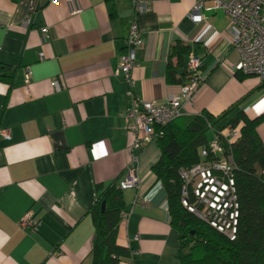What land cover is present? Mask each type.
Returning a JSON list of instances; mask_svg holds the SVG:
<instances>
[{
    "label": "crops",
    "instance_id": "1",
    "mask_svg": "<svg viewBox=\"0 0 264 264\" xmlns=\"http://www.w3.org/2000/svg\"><path fill=\"white\" fill-rule=\"evenodd\" d=\"M77 1L82 10L71 15L67 0H0V63L12 70L9 81L0 79V125L10 129L0 138V264H91L89 209L98 187H118L131 154L139 184L121 190L129 215L120 217L116 239L130 253L117 264H180L167 195L151 169L160 149L152 142L131 151L126 92L157 102L178 95L191 54L201 58V82L182 105L185 117L218 115L242 98L243 112L258 117L264 86L236 76L239 52L221 9L189 18L196 0H142L143 42L130 86L113 70L126 47L132 0ZM176 43L188 50L172 52ZM256 132L264 145V117ZM26 213L34 224L22 228Z\"/></svg>",
    "mask_w": 264,
    "mask_h": 264
},
{
    "label": "trees",
    "instance_id": "2",
    "mask_svg": "<svg viewBox=\"0 0 264 264\" xmlns=\"http://www.w3.org/2000/svg\"><path fill=\"white\" fill-rule=\"evenodd\" d=\"M187 50L188 47L180 43L172 46V52L178 55ZM167 68L171 75L169 63ZM11 74L10 67L0 63V79L9 81ZM236 76L245 77L239 72ZM168 79L178 81L172 76ZM262 86L264 80L257 88ZM242 99L218 115L204 112L179 116L162 127V134L155 140L160 157L151 169L167 195L170 224L179 239L180 264H264V145L256 132L264 114L249 118L240 108ZM226 128H236L239 132L230 148L235 165L232 175L237 203L233 238L188 209L187 206H191L201 213L204 207L191 186L187 188V205H183L182 180L178 174L179 169L199 162L198 150L206 145L210 133ZM122 209L121 189L114 183L98 187L96 201L89 209L94 224L91 264H117L129 256V249L119 245L116 239Z\"/></svg>",
    "mask_w": 264,
    "mask_h": 264
},
{
    "label": "built area",
    "instance_id": "3",
    "mask_svg": "<svg viewBox=\"0 0 264 264\" xmlns=\"http://www.w3.org/2000/svg\"><path fill=\"white\" fill-rule=\"evenodd\" d=\"M57 0H52L56 3ZM132 15L130 18L126 47L120 53L113 73L124 77L131 86V71L135 65V53L142 45V37L138 27L137 14L143 10L142 0H132ZM69 13L76 15L81 12L77 0H67ZM202 9H221L228 17L227 30L231 35V43L239 52V63L236 67L244 75L255 76L259 81L264 80V0H196L189 18L192 21L201 19L199 12ZM45 35L46 28L41 27ZM43 57V53H39ZM201 58L191 54L186 70L189 75L188 83L181 84L178 95H170L163 102L154 100H140L134 96L131 88L126 92L127 106L124 112L126 129L133 137L131 151L142 145L155 142L162 134L161 128L175 118L182 116V105L201 82L199 74ZM31 71L26 67L24 77L29 79ZM55 90L60 86L57 81L52 82ZM236 128H226L221 132H213V136L206 145L198 150L199 162L181 168L178 174L182 180L181 201L187 205V188H193L194 195L203 203L201 213L187 206L201 218L220 231H224L231 238L234 237L237 217V203L234 194L232 171L235 165L230 148L231 138L237 134ZM10 129L0 125V138L7 139ZM234 138V139H235ZM136 154H131L130 161L125 169L124 176L117 183L119 189L137 188L139 184L136 175ZM128 211L122 210L120 217L127 218ZM22 228L32 227L34 221L31 213H26L19 222Z\"/></svg>",
    "mask_w": 264,
    "mask_h": 264
},
{
    "label": "water",
    "instance_id": "4",
    "mask_svg": "<svg viewBox=\"0 0 264 264\" xmlns=\"http://www.w3.org/2000/svg\"><path fill=\"white\" fill-rule=\"evenodd\" d=\"M103 207H104V202L101 203V209H103Z\"/></svg>",
    "mask_w": 264,
    "mask_h": 264
},
{
    "label": "rangeland",
    "instance_id": "5",
    "mask_svg": "<svg viewBox=\"0 0 264 264\" xmlns=\"http://www.w3.org/2000/svg\"><path fill=\"white\" fill-rule=\"evenodd\" d=\"M211 134V133H210Z\"/></svg>",
    "mask_w": 264,
    "mask_h": 264
}]
</instances>
